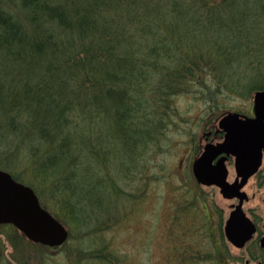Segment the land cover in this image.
Wrapping results in <instances>:
<instances>
[{"label": "trees", "instance_id": "16d2710c", "mask_svg": "<svg viewBox=\"0 0 264 264\" xmlns=\"http://www.w3.org/2000/svg\"><path fill=\"white\" fill-rule=\"evenodd\" d=\"M243 87L264 90V0H0V169L91 238L80 264H124L105 233L173 99Z\"/></svg>", "mask_w": 264, "mask_h": 264}, {"label": "rangeland", "instance_id": "374dc122", "mask_svg": "<svg viewBox=\"0 0 264 264\" xmlns=\"http://www.w3.org/2000/svg\"><path fill=\"white\" fill-rule=\"evenodd\" d=\"M197 72H202V80L207 79L205 86H216L218 79L204 64ZM253 94L244 87L237 92L222 89L212 99L208 91L194 88L173 99L172 118L161 148L143 164L145 171L134 184L124 186L133 200L120 212V223L105 233L106 242L120 252L124 264H217L211 242L219 240L223 251L232 249L230 245L226 248V238L216 231L232 201L226 200L216 185L198 188L191 179L190 162L207 143L206 133L220 128L224 114H250ZM228 169L231 181L236 175L234 165ZM248 189L257 197L249 206L259 217L264 216V166ZM260 222L263 225V218ZM63 224L69 237L57 247L29 240L15 226L0 225V264H80L78 252L92 244L91 238L83 243L79 240L82 231L71 234L70 226Z\"/></svg>", "mask_w": 264, "mask_h": 264}, {"label": "water", "instance_id": "95a60500", "mask_svg": "<svg viewBox=\"0 0 264 264\" xmlns=\"http://www.w3.org/2000/svg\"><path fill=\"white\" fill-rule=\"evenodd\" d=\"M254 117L237 112L224 114L219 127L225 132L224 140L207 143L204 151L193 163V173L197 181L210 186L216 185L226 198H232L244 183L255 174L263 161L264 153V90L253 94ZM222 153L234 155L235 168L242 181L230 183L227 180L226 157ZM0 224H13L28 239L57 247L69 237L65 225L44 208L35 190L17 181L10 172L0 169ZM252 221L238 205L230 214L225 225L228 239L242 245L254 232Z\"/></svg>", "mask_w": 264, "mask_h": 264}, {"label": "flooded vegetation", "instance_id": "af4514ba", "mask_svg": "<svg viewBox=\"0 0 264 264\" xmlns=\"http://www.w3.org/2000/svg\"><path fill=\"white\" fill-rule=\"evenodd\" d=\"M242 115H247L248 117H254L255 116L254 105H253L252 111L250 112L249 115L248 114H242ZM206 134L208 135V136L207 135L205 136V140L207 143L208 142H212V143L221 142L225 136V132L222 131V129H220V128L218 130H216L214 133H213V129H210L209 132H207ZM223 156L226 157L225 163L227 165V169H228L229 165H231V164H233L234 168H235L236 157L234 155H228L226 153H222V154L218 155L216 157V159L213 161V163L214 164L217 163V161ZM193 162L194 161L190 162V167H191L190 173L192 175V178L191 177L190 178L194 181L195 185L198 188H202V186L208 187L207 185L199 183L197 181V179L195 178V176L193 174V170H192ZM263 166H264V153H263L262 164L259 167L258 171L253 175L258 176L261 173ZM235 172H236V175H235L234 179H232L231 181H229L228 177H227L228 182L233 183L237 179H238L237 183H240L242 181V177L238 176L236 168H235ZM253 175L251 177H249V179L238 190V192H236V194H234V196L232 198H226L223 196L226 200L232 201V203L229 204V208H228L229 210L226 213H224V217H222V220H221V223L219 224V226L216 227V231H217V234L220 233L219 237L226 238V241H225L226 242V248H227V245H230L232 247V249L230 248L229 250L227 249V251L226 250L223 251L222 243L219 240H216V239L213 240L211 242V247H212V251L214 252V254L216 256L217 264H264V223H263V225H261V222H260V218H263V221H264V216L262 215L261 217H259L257 215V212L252 207L249 206L251 201H253V200H255V198H257V197H255L256 194L250 193L249 189H248V186H249L251 179L254 178ZM228 176H229V169H228ZM240 204H241V208H242L243 212L252 221V223L254 225L253 226L254 232L252 234V237L248 241L243 243L242 245L235 244V243L231 242L228 239L227 234H226V230H225V225L227 223V220L230 217L231 212L233 210H235V208ZM245 205H248V208H246ZM206 208H207V206H206ZM206 211H209L208 208L206 209ZM209 214H211L210 211H209ZM212 216H214V215H212ZM211 233L215 234L213 227L211 228ZM213 252L211 254V257H212L211 259H213V257H214Z\"/></svg>", "mask_w": 264, "mask_h": 264}]
</instances>
